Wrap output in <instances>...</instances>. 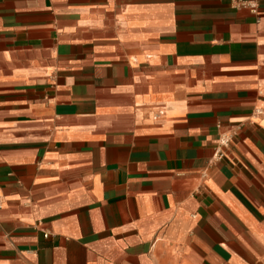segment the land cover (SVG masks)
I'll list each match as a JSON object with an SVG mask.
<instances>
[{
	"label": "crops",
	"instance_id": "0c3cea01",
	"mask_svg": "<svg viewBox=\"0 0 264 264\" xmlns=\"http://www.w3.org/2000/svg\"><path fill=\"white\" fill-rule=\"evenodd\" d=\"M257 110L264 0H0V264H264Z\"/></svg>",
	"mask_w": 264,
	"mask_h": 264
},
{
	"label": "built area",
	"instance_id": "2783aa9c",
	"mask_svg": "<svg viewBox=\"0 0 264 264\" xmlns=\"http://www.w3.org/2000/svg\"><path fill=\"white\" fill-rule=\"evenodd\" d=\"M258 115L264 116V110H257L256 111ZM230 143V137L226 135H222L218 141V144L223 147H227Z\"/></svg>",
	"mask_w": 264,
	"mask_h": 264
}]
</instances>
